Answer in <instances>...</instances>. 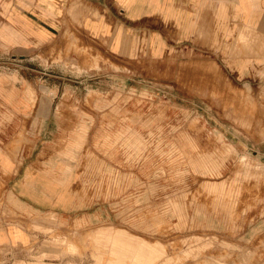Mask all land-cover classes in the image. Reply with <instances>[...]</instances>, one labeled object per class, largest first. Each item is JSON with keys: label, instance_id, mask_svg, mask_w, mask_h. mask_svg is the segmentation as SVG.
<instances>
[{"label": "rangeland", "instance_id": "374dc122", "mask_svg": "<svg viewBox=\"0 0 264 264\" xmlns=\"http://www.w3.org/2000/svg\"><path fill=\"white\" fill-rule=\"evenodd\" d=\"M14 58L0 64L16 89L0 92V264H264V36L217 24L120 65L78 26ZM60 160L66 206L11 193L26 168L62 175Z\"/></svg>", "mask_w": 264, "mask_h": 264}, {"label": "crops", "instance_id": "0c3cea01", "mask_svg": "<svg viewBox=\"0 0 264 264\" xmlns=\"http://www.w3.org/2000/svg\"><path fill=\"white\" fill-rule=\"evenodd\" d=\"M228 23L242 24L264 36V0H0V64H12L8 59H15L16 51L47 43L67 27L78 30V26L89 45L102 50L117 64L158 61L169 50L190 44L198 30L205 31L217 24L224 28ZM237 36L247 39L243 31H238ZM17 55L24 56L21 52ZM96 64L94 61L93 65ZM240 67L245 68L246 62L242 61ZM0 92H10L6 97L9 100L16 89L8 87ZM13 108V103L8 105L11 114ZM142 142L134 135V147L140 149ZM79 143V137L73 138L65 156L73 157ZM196 166L206 169L209 165L205 160ZM0 167L4 171L12 168L1 151ZM53 171L62 175H32L30 168H26L11 193L38 210L43 205L66 206V185L72 176L64 175L70 167L60 160L52 165L50 172Z\"/></svg>", "mask_w": 264, "mask_h": 264}]
</instances>
